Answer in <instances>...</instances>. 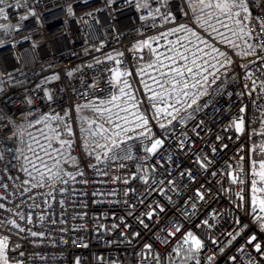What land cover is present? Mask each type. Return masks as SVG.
<instances>
[{
    "label": "built area",
    "instance_id": "built-area-1",
    "mask_svg": "<svg viewBox=\"0 0 264 264\" xmlns=\"http://www.w3.org/2000/svg\"><path fill=\"white\" fill-rule=\"evenodd\" d=\"M142 3L147 7H137ZM246 6L248 13L242 12L237 19L248 15L264 21V0H246ZM0 8L4 123L11 120L14 123L9 127L20 124L27 129L29 121L50 114L75 129L82 108L78 106H97L121 94L123 83L114 86L111 71L119 69L130 73L122 81L136 94L132 104L136 108L130 109L148 119L151 130L147 138L137 135L143 128L129 132L132 139L123 136L114 150L115 159L108 158L113 151L105 157L97 149L89 156L93 147L75 138L69 150L75 161L61 165L63 173L75 179L63 175L67 183L46 182L29 192H24L29 185L21 186L29 179L24 172L10 165L3 171L10 159L5 153L0 161V184L7 185L0 187V204L4 205L0 236L8 237L9 264H75L77 260L79 264H264V220L260 219L264 212L252 203L250 164L251 135L264 123V50L255 38L258 29L249 24L251 39H237L224 29L240 45L232 48L207 26L199 25L198 19L208 16L200 9L194 11L188 0H4ZM212 11L204 9L206 14ZM220 19L236 28L226 17ZM211 22L215 24V19ZM181 24L190 30L189 35L195 32L226 52L231 64L220 68L214 81L210 76L209 91L191 108L181 110L183 120L157 118L153 104L160 107L163 103L151 99L153 93L162 92L155 81L163 84L168 103L183 89L181 82L173 91L172 73L157 59L171 55L168 49L186 35L181 32L165 39L161 34ZM143 41L150 47H144ZM247 44L255 47L254 54L243 55ZM150 63L154 66L149 67ZM183 63L178 61L173 67ZM198 71L185 73L184 81L189 78L195 83L198 75L194 78L193 74ZM240 119L244 131L237 133L233 125ZM155 139L163 140V146L155 154L146 152ZM8 143L19 145L20 140ZM127 152L132 159H123ZM148 213L153 214L151 218ZM13 220L15 225L9 223ZM29 230L44 236L32 237ZM189 231L202 241L201 251L192 252L190 244H184ZM253 235L257 240L248 244ZM255 243L261 244V252L254 250ZM145 244L152 245L151 252Z\"/></svg>",
    "mask_w": 264,
    "mask_h": 264
},
{
    "label": "snow or ice",
    "instance_id": "snow-or-ice-1",
    "mask_svg": "<svg viewBox=\"0 0 264 264\" xmlns=\"http://www.w3.org/2000/svg\"><path fill=\"white\" fill-rule=\"evenodd\" d=\"M4 0H0V5H2ZM198 3L202 6L200 11L202 15H207L208 18L203 21L204 25H207L211 32L215 33L217 36L221 38V42L232 47L239 48L240 45L236 43V40L232 39L230 36L225 35L224 32H221L219 28L215 25L219 24L221 28L227 29L228 32L231 33L232 37H236L237 39H243L244 36H248L250 39L253 38L252 32L248 31L249 24L251 25L253 30L256 31L255 38L260 42V47L264 50V21H260L258 17H249L248 15H244L242 19H237L241 17L242 12L248 13V7L246 6V0H198ZM137 7H147L146 3L137 4ZM204 9L214 10L211 14L204 13ZM159 12V9L156 10ZM0 12H3V8H0ZM170 16V13L165 17L166 19ZM220 17H226L228 20L233 21L236 25V28L233 29L229 27L228 24L224 23ZM215 19V24L211 21ZM248 22V23H246ZM184 32L186 35L184 37H178L175 43L168 49L171 55L164 56L163 59L160 56H157L158 61L160 62L162 67H168L170 72L172 73V79L169 81L172 84L173 91H176V86L182 83V88L187 89L189 87L197 88L202 87L203 83L209 82V76L213 77V81L216 77V73L219 69L216 67V64H219L221 68L225 66V64H231V60L228 58L226 52L221 51L219 48L214 47L209 44L206 40L201 39L195 32H191L190 30L183 24L174 28L171 33H162L161 36L163 38H167L168 35L176 34ZM154 39H160V37H154ZM183 41H187L185 44ZM171 43V42H170ZM142 45L144 47H150L148 41H143ZM179 49H183L180 51ZM208 49V51H205ZM246 51L243 52V55L247 56L249 54L255 53V47L252 44L246 45ZM250 50V51H249ZM117 55H122V53H118ZM209 58V59H206ZM223 58V59H221ZM109 60H116V57L109 56L107 57ZM164 60H168L170 63L165 65L163 63ZM211 60H215L216 64L211 63ZM178 61H183L182 66L173 67V65H177ZM116 63L119 64L120 61L116 60ZM151 67V65H150ZM198 69L199 71L193 74L195 78L196 75L200 76V79H196L195 83L189 85L187 81H184L185 73H193V69ZM209 68L214 71H209ZM113 72V82L114 86L120 83H123L125 87H129L126 80L122 81V76H128L130 73L124 72L121 73L119 69L111 70ZM143 71V69L141 70ZM71 75V73H69ZM161 75L167 76L166 73H161ZM180 78L177 80V78ZM155 80V78H153ZM160 84L162 92L157 94L153 93L151 99L157 101L159 103L165 104V107H158L157 104H153V107L156 111V116L159 118L163 115L165 118L171 117L172 120H176L179 117L181 120L184 117L180 116L181 110L184 108V103L180 99H177L175 103L169 104L165 99V91L163 90V84L159 81H155ZM149 91H152L151 87L148 84L144 85ZM122 96H128L130 99L132 98L130 93L125 92L124 87L119 89ZM202 94L198 93L197 95ZM177 95L180 97H188L189 92L180 90L177 92ZM51 99V97H49ZM121 99V96L111 95L110 99L107 101H101V103H107L112 105L113 107L118 108V111L114 114L116 121H122V123L115 122L113 120V114H111L110 109H104L103 112H109L110 114L107 117L106 123L111 125V129L105 128L103 124L96 125V128L93 129V124L96 122L93 120H88L86 123L88 124L87 129H81L82 132H87L91 135L94 140L93 151L89 152L88 155L92 156L95 153L96 149H103V155L108 157V152L113 151V155L108 157L109 159H115L116 155L114 150L120 147L122 140L120 139L122 136L127 137V139H132L131 136L128 135L129 132L136 131L138 128H143L145 131L139 132L137 135L141 137H150L151 130L148 126V119H146L142 114L138 113V110H130L129 108H120L117 104V101ZM31 103V101H29ZM196 103L195 96L192 97L191 102L187 103V107L191 108L193 104ZM176 104H181L180 108L176 107ZM89 105H82L78 107H88ZM136 106L132 105V109H135ZM169 108L172 111H169ZM93 111H101L98 108H93ZM186 110V109H185ZM241 112H244L245 109L241 108ZM103 112L101 114L103 115ZM120 112H124L125 115L121 116ZM131 117V119H129ZM23 118V114H22ZM4 114L0 112V161L5 159V153L10 155V159L7 162V165L3 169L4 172L8 171V165L11 166L12 169H18L19 171L24 172L29 179H24L22 181L21 186L29 185V187L24 188V192L31 191L32 188L44 187L46 182L55 183L57 181H61L62 183H67V181L62 180L63 175H69L70 178L75 179V176L71 173H63L61 165L68 164L70 161L74 162L75 157H72L70 154V149L73 146V141L70 139H64L62 133H65L68 137L73 135L72 129L70 125L65 124L63 128H60L59 123H57L56 127L51 126V121L59 122L62 118L58 115H50V114H42V118L35 119V122L29 121L26 128H35L37 125H44L43 128H38L37 131L39 135H34L31 132H28L30 143L27 144V152L31 153V155H24L22 148L19 145H11L9 146L8 142L13 141L14 139L20 140L25 134L26 129H22L20 124H15L14 128L9 127V124H13L14 122L9 120L7 123H4ZM128 125V126H126ZM236 129L237 133H242L244 131V121L240 119L234 122L233 125ZM161 128H164L165 125L161 124ZM50 133V134H49ZM264 134V133H262ZM103 141V142H102ZM55 142L58 147H54ZM164 141L161 139H155L151 142L150 147H146L145 151L148 153L155 154L162 146ZM97 160H100L101 157L99 155L95 156ZM123 159H132L130 152H127ZM15 161V162H14ZM48 161H52L50 165ZM199 162V160H198ZM201 167H206V165L201 164ZM261 168H264V162L260 165ZM78 175H83V173H77ZM183 175V173H181ZM214 175V174H213ZM261 180L264 181V172L259 173ZM2 179V177H0ZM12 179V177H9ZM18 179V177H17ZM235 182V181H234ZM86 183V181H85ZM127 183V181H125ZM169 183H173L169 181ZM0 187L7 188L6 184H0ZM254 191L260 192L264 191V189L256 188L254 186ZM197 195L200 199H203V195L197 192ZM47 202V201H45ZM63 205V201L60 202ZM252 203L259 209L260 212H264V199H253ZM33 207H39L37 204H33ZM4 208L3 204H0V209ZM163 211V209H161ZM153 214L148 213L149 218H151ZM23 218V217H22ZM43 219V217H41ZM264 220V217L260 218ZM29 223H31V215L27 217ZM9 223L15 225V221H9ZM53 223H56L54 220ZM143 223V221H141ZM207 223V221H205ZM3 226V221H0V227ZM19 227L18 225H16ZM77 229H73L76 231ZM261 230L264 231V225H261ZM19 231L23 232L24 229L20 228ZM30 231L32 237H43V232H35ZM176 231H180L179 228ZM137 235H139L137 233ZM168 235H174V233H169ZM235 239V237H233ZM257 240V237L253 235L249 240L248 244H253L254 241ZM63 242V241H62ZM167 241H165L166 243ZM183 242L185 245L190 244V251L199 252L203 249L202 241L197 238L191 231L187 232L183 237ZM77 241L73 240V244H76ZM215 243V241H214ZM20 247V245H17ZM87 247V245H84ZM144 248L148 249L151 252L152 245L145 244ZM9 250L8 237L3 236L0 237V264H9V260L7 258V251ZM254 250L256 252H261L262 246L260 243L254 244ZM21 256L24 255L23 252L20 253ZM43 259V257H41ZM158 260L159 257H156ZM209 260L212 257L208 258ZM233 260L236 257H232ZM17 264H20L18 261ZM75 264H79V260L75 262ZM199 264V261H197Z\"/></svg>",
    "mask_w": 264,
    "mask_h": 264
},
{
    "label": "rangeland",
    "instance_id": "rangeland-1",
    "mask_svg": "<svg viewBox=\"0 0 264 264\" xmlns=\"http://www.w3.org/2000/svg\"><path fill=\"white\" fill-rule=\"evenodd\" d=\"M188 2H189V4L191 5V7H192V9L194 11H198L202 7L198 3V0H188ZM203 21H204L203 19L199 18L198 19L199 25L207 26V25L203 24ZM226 24H228V23H226ZM219 30L221 32H223L224 28H221ZM216 38L221 41V38L219 36L216 35ZM206 51H208V50H206ZM206 59H209V58L206 57ZM221 59H223V58H221ZM211 63L216 64V61L215 60H211ZM150 65L154 66V63H150L149 67H150ZM216 67L218 69L221 68L219 66V64H216ZM210 71H214V70L211 69ZM217 73H219V71ZM197 79H200L199 75H198ZM209 80H210V76H209ZM187 81H188L189 85L194 83L192 80L189 81V78H187ZM202 85H203L202 87L198 86L197 88L190 87V88H187V89H182L183 91L189 92V96L188 97H180V96L177 95V98L176 99L174 98V102H169V104L175 103V101L177 99H180L182 101V103H184V107H186L187 103L191 102V99H192L193 96H195L196 101L201 99L210 89L209 82L205 84L202 81ZM122 87H124L125 91L130 93L132 98L130 99L128 96H122L121 94H115V95L121 96V99L119 101H117V104L119 105L120 108H129L130 109V107L132 106L133 102L135 103V101H137L136 94H135L134 89H133V87L131 85H130V88L129 87H125L124 84L119 85V89L122 88ZM198 93H202V94L197 95ZM160 107L161 108L165 107V104L161 105ZM176 107L180 108L181 104H176ZM93 108H98L101 111H93L92 110ZM104 109H110L111 114H113V120L115 122L122 123V121H116V118H115L114 114L118 111V108L113 107L112 105H109L107 103H103V104H99L97 106L82 107L78 111L77 116L75 118V124H74L75 129L73 127H71L73 135L71 137H65V133H62L63 138L64 139H70L72 141L76 138V139H79L80 142L82 144H84L87 148L94 147L95 138H93L87 132H82L81 129L82 128L83 129H87L88 128V124L86 123V121H88V120H93V121L96 122L95 124H93V129H95L96 125H99V124H103L105 128L111 129V125L106 123L107 117H108V115L110 113L109 112H103ZM169 111H172V109L169 108ZM101 112H103V115L101 114ZM120 115L124 116L125 113L124 112H120ZM129 119H131V117H129ZM50 123H51V126H53V127H56L57 123H59L60 128H63V126H64L60 121L59 122L51 121ZM126 126H128V125H126ZM43 127H44V125H37L35 128H27L26 129L25 134L20 139V143H19V146L22 148V150L24 152V155H29V156L31 155V153L27 152V144L31 142L30 139H29V136L27 135V133L31 132L34 135H39L37 129L38 128H43ZM53 143H54V147H58V145L55 142H53ZM260 149L262 150V152L264 154V142L261 145ZM97 150L99 152H103L104 151L103 149H97ZM49 162L50 161H48V163ZM262 162H264V161H259L258 163L254 164V166L252 168V173H253L252 174V180H251L252 181V189H251L252 200L256 199V198L264 199V191L256 192V191L253 190L254 186L256 188L264 189V181L261 180V177L259 175V173L264 172V168L260 167ZM0 237H2V236H0Z\"/></svg>",
    "mask_w": 264,
    "mask_h": 264
},
{
    "label": "trees",
    "instance_id": "trees-1",
    "mask_svg": "<svg viewBox=\"0 0 264 264\" xmlns=\"http://www.w3.org/2000/svg\"><path fill=\"white\" fill-rule=\"evenodd\" d=\"M262 133H264V123L261 128L253 132V134L251 135V153H250L251 168H253L254 164L258 163L259 161H264V154L260 149L261 145L264 142V134ZM65 137L68 136L65 134ZM251 189H252V181H251Z\"/></svg>",
    "mask_w": 264,
    "mask_h": 264
}]
</instances>
